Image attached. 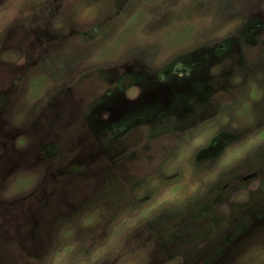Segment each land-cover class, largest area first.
<instances>
[{"label": "rangeland", "instance_id": "obj_1", "mask_svg": "<svg viewBox=\"0 0 264 264\" xmlns=\"http://www.w3.org/2000/svg\"><path fill=\"white\" fill-rule=\"evenodd\" d=\"M0 264H264V0H0Z\"/></svg>", "mask_w": 264, "mask_h": 264}, {"label": "snow or ice", "instance_id": "obj_2", "mask_svg": "<svg viewBox=\"0 0 264 264\" xmlns=\"http://www.w3.org/2000/svg\"><path fill=\"white\" fill-rule=\"evenodd\" d=\"M157 2L159 3V2H161V0H157ZM215 147V145H212V146H210L209 147V151H212V149ZM220 149H217V151H219Z\"/></svg>", "mask_w": 264, "mask_h": 264}]
</instances>
